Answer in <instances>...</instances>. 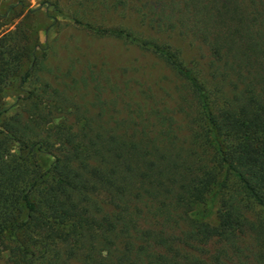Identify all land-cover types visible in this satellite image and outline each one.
Returning a JSON list of instances; mask_svg holds the SVG:
<instances>
[{"label": "trees", "instance_id": "trees-1", "mask_svg": "<svg viewBox=\"0 0 264 264\" xmlns=\"http://www.w3.org/2000/svg\"><path fill=\"white\" fill-rule=\"evenodd\" d=\"M13 1L0 263L264 264V0H43L130 55L80 76L37 54Z\"/></svg>", "mask_w": 264, "mask_h": 264}, {"label": "rangeland", "instance_id": "rangeland-1", "mask_svg": "<svg viewBox=\"0 0 264 264\" xmlns=\"http://www.w3.org/2000/svg\"><path fill=\"white\" fill-rule=\"evenodd\" d=\"M18 1V0H17ZM21 4L11 11L10 17L16 21H22L24 29L29 30L30 35L38 38L40 44L36 52L39 55H46L51 64L55 67L66 69L70 59L77 58L79 62H76V74L78 76L85 73V66L87 64H94L98 67L104 65L109 69V74L116 71L118 62L128 61L130 55L128 53L122 54V58L117 57L120 52L118 45L111 40H91L81 30L79 31V25H75L72 21L58 15L53 7H47L41 4L43 0H20ZM51 3H55L56 0H50ZM63 4V11L67 9H73L70 7L71 0H59ZM14 3L13 0H0V14L8 12V8ZM27 8L36 10L29 18H24L27 13ZM68 13V12H65ZM6 20H4L5 22ZM55 21L61 22L62 25L56 28ZM69 22L70 26H64L65 22ZM55 40L57 42V48L47 49L45 45L50 44ZM46 49V50H45ZM52 54L53 56H50ZM106 56L104 59L102 56ZM27 65V64H26ZM25 65V66H26ZM26 87H19V82H14L13 85L7 88L3 94L4 102L10 106L13 110L16 108L15 102L18 95H26ZM215 210V209H214ZM215 220L212 216L211 221ZM2 264V263H0Z\"/></svg>", "mask_w": 264, "mask_h": 264}]
</instances>
